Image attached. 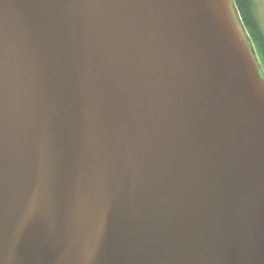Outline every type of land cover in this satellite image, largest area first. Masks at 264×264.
I'll list each match as a JSON object with an SVG mask.
<instances>
[{
	"label": "water",
	"instance_id": "95a60500",
	"mask_svg": "<svg viewBox=\"0 0 264 264\" xmlns=\"http://www.w3.org/2000/svg\"><path fill=\"white\" fill-rule=\"evenodd\" d=\"M0 264H264L234 0H0Z\"/></svg>",
	"mask_w": 264,
	"mask_h": 264
},
{
	"label": "trees",
	"instance_id": "16d2710c",
	"mask_svg": "<svg viewBox=\"0 0 264 264\" xmlns=\"http://www.w3.org/2000/svg\"><path fill=\"white\" fill-rule=\"evenodd\" d=\"M240 20L256 50L261 73L264 76V31L252 9L253 0H234Z\"/></svg>",
	"mask_w": 264,
	"mask_h": 264
},
{
	"label": "rangeland",
	"instance_id": "374dc122",
	"mask_svg": "<svg viewBox=\"0 0 264 264\" xmlns=\"http://www.w3.org/2000/svg\"><path fill=\"white\" fill-rule=\"evenodd\" d=\"M252 9H253V13H254L259 25L261 26L262 30L264 31V0H253ZM253 48H254V45H253ZM254 51L256 53L255 48H254Z\"/></svg>",
	"mask_w": 264,
	"mask_h": 264
}]
</instances>
